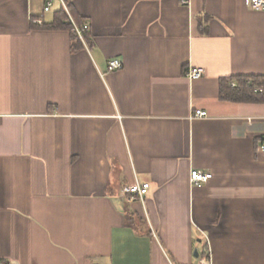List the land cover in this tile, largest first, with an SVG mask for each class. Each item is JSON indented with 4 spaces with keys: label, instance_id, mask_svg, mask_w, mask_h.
<instances>
[{
    "label": "crops",
    "instance_id": "0c3cea01",
    "mask_svg": "<svg viewBox=\"0 0 264 264\" xmlns=\"http://www.w3.org/2000/svg\"><path fill=\"white\" fill-rule=\"evenodd\" d=\"M64 2L90 26L77 50L66 28H31L61 0H0V259L201 264L206 250L264 264V103L219 95L222 76L264 75V10ZM192 66L204 73L190 79ZM193 169L212 177L194 185ZM135 180L149 188L130 200Z\"/></svg>",
    "mask_w": 264,
    "mask_h": 264
},
{
    "label": "trees",
    "instance_id": "16d2710c",
    "mask_svg": "<svg viewBox=\"0 0 264 264\" xmlns=\"http://www.w3.org/2000/svg\"><path fill=\"white\" fill-rule=\"evenodd\" d=\"M81 22V23H80ZM79 23L82 24V21ZM63 27L69 30L71 38V48L73 50L79 49L83 46L73 30V26L69 21L68 15L63 8L56 11L55 18L51 22H42L41 24L31 23V28H54ZM85 40L90 43L88 30L84 32ZM220 98L223 100L234 102H252L264 103V75H227L220 78ZM135 212L127 210L126 221L127 224H134ZM205 250L203 255H207Z\"/></svg>",
    "mask_w": 264,
    "mask_h": 264
},
{
    "label": "built area",
    "instance_id": "2783aa9c",
    "mask_svg": "<svg viewBox=\"0 0 264 264\" xmlns=\"http://www.w3.org/2000/svg\"><path fill=\"white\" fill-rule=\"evenodd\" d=\"M62 4L64 6V9L69 14L68 18L73 26V30L76 32L78 38L82 40V42H86L85 40V34L84 32L89 29V24L87 22L79 24L77 21L74 20V18L71 16L67 5L65 4L64 0H61ZM186 2V1H185ZM246 4L256 10H264V0H245ZM53 4V0H45L44 10L48 11L51 9V6ZM38 23H42L41 19L35 20ZM123 65L122 61L119 58H112L109 60L108 63V69L114 70L121 68ZM204 73V69L202 67L192 66L187 70V76L190 79L199 78ZM207 114L205 110L202 109H196L194 111L193 116L196 117H203ZM259 149L264 151V137L260 140ZM212 177V173L209 171H203L200 169H193L191 170V182L194 185H200L204 182H206L208 179ZM149 188L148 182H139L135 180L133 183L127 184L124 186V192L129 195L130 200H136L141 199L145 196L147 190ZM201 264H213L211 259V252L208 251L207 255H204L200 258ZM0 264H13L12 260L10 259H0Z\"/></svg>",
    "mask_w": 264,
    "mask_h": 264
},
{
    "label": "water",
    "instance_id": "95a60500",
    "mask_svg": "<svg viewBox=\"0 0 264 264\" xmlns=\"http://www.w3.org/2000/svg\"><path fill=\"white\" fill-rule=\"evenodd\" d=\"M195 255H198V252H197V250H195Z\"/></svg>",
    "mask_w": 264,
    "mask_h": 264
}]
</instances>
